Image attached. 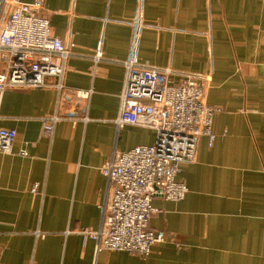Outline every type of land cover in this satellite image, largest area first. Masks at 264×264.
<instances>
[{
	"label": "crops",
	"instance_id": "obj_1",
	"mask_svg": "<svg viewBox=\"0 0 264 264\" xmlns=\"http://www.w3.org/2000/svg\"><path fill=\"white\" fill-rule=\"evenodd\" d=\"M43 1L52 32L76 43L64 80L93 88L90 120L64 119L52 136L43 133L42 118L55 110V78L5 92L0 127L17 136L12 153L0 152V264H264V0L144 1L145 19L160 28L143 31L141 61L209 73L207 102L219 109L213 145L202 135L195 160L180 163L185 198H153L161 211L150 225L166 240L148 257L97 251L83 233L100 223L101 167L113 151L156 138L149 128L116 124L120 61L129 55L138 0ZM99 47L104 57L95 65Z\"/></svg>",
	"mask_w": 264,
	"mask_h": 264
},
{
	"label": "built area",
	"instance_id": "obj_2",
	"mask_svg": "<svg viewBox=\"0 0 264 264\" xmlns=\"http://www.w3.org/2000/svg\"><path fill=\"white\" fill-rule=\"evenodd\" d=\"M144 1L138 0L137 12L129 21L132 36L129 55L120 61L125 79L116 124L118 130L125 125L149 128L156 134L155 142L113 151L101 167L107 197L101 204L100 223L83 233L95 241L97 251H126L148 257L154 245L166 240L165 231L150 225L152 216L161 211L153 205V198H185L188 187L177 179L180 163L195 160L202 135H207L213 145L216 133L212 122L219 109L207 102L209 73L176 72L172 67L141 61L143 31L160 28L145 19ZM43 5V0H0V108L9 88L43 87L55 78V110L42 118L43 133L52 136L61 120H90L94 90L65 82L66 63L74 55L76 43L71 37L62 39L52 32ZM103 57L101 47L91 55L95 65ZM16 136V129L0 127V152L12 153ZM39 186L36 183L33 191Z\"/></svg>",
	"mask_w": 264,
	"mask_h": 264
}]
</instances>
